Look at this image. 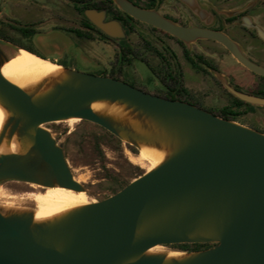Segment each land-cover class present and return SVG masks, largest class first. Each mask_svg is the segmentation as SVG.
<instances>
[{
    "label": "water",
    "instance_id": "water-1",
    "mask_svg": "<svg viewBox=\"0 0 264 264\" xmlns=\"http://www.w3.org/2000/svg\"><path fill=\"white\" fill-rule=\"evenodd\" d=\"M130 16L184 41L222 43L246 68L264 77V66L247 57L239 43L222 31L183 26L156 9L131 0H114ZM202 20L210 16L197 0H181ZM235 11H226L231 16ZM88 16L108 35L118 37L117 22ZM264 40V29L245 24ZM0 43L9 45L0 39ZM0 96L18 116L9 121L33 140L25 156L0 157V181L17 179L46 187L85 191L73 175L64 149L43 125L81 117L120 139L118 130L98 115L97 100L123 101L177 131L182 147L153 171L122 190L92 202L65 220L33 226L28 215L0 212V264H165L161 255H147L157 245L214 243L195 256L171 264H264V133L181 100H170L108 75L66 68L72 78L39 101L1 71ZM237 98L264 107V97L233 87L213 70ZM34 130V134L31 132ZM123 140V139H122ZM150 224L139 233L140 229ZM212 230L216 237L193 235Z\"/></svg>",
    "mask_w": 264,
    "mask_h": 264
},
{
    "label": "flooded vegetation",
    "instance_id": "flooded-vegetation-1",
    "mask_svg": "<svg viewBox=\"0 0 264 264\" xmlns=\"http://www.w3.org/2000/svg\"><path fill=\"white\" fill-rule=\"evenodd\" d=\"M3 1L6 2V6L1 4L0 7V39L8 42L9 45L0 43L1 62L7 60V56L10 59L19 49L24 48L72 70L94 74V72L88 70L94 65L99 67L98 75H108L122 79L145 92L170 100L191 103L222 118H224L222 109L232 103L231 98V101L220 112H216L205 107L202 104V98L189 87L188 82L196 83L201 73L211 74L212 70L220 71V68L212 60L211 57L213 56L211 54L203 52L194 54L190 48L191 46H188L180 38L130 16L114 0ZM131 1L146 9H156L164 16L183 26L195 25L222 31L240 44L247 57L264 66L260 63V61H263L260 59L263 50L259 47L261 46L260 42L264 44V40L255 29L245 25L251 23L264 29V0H197L210 13V16L205 20H202L181 0H174V14L162 10V4L169 3V0ZM226 11H235V13L228 16L225 14ZM88 12L93 13L97 18L103 17L104 23H119L122 35L112 37L106 34L88 16ZM137 24L143 25L149 34H142L141 31L137 30ZM136 31L145 39L143 47H136L131 40L132 33ZM153 32L162 33L174 39L177 44L183 45L182 57H180L175 47L173 50L162 38L154 37ZM35 39L37 43L35 42L34 45ZM152 39L163 43L164 52L156 50V62L151 59V55L154 56L153 48L150 45L153 42ZM28 41L32 43H28ZM206 41L219 44L233 56L222 43L214 39H198L191 45ZM100 46L112 50L115 61L112 60L113 62L107 64L102 59ZM249 47L253 50L247 51ZM82 61L88 63L86 69L81 67L80 62ZM237 62L239 61L237 60ZM239 64L255 77L264 81L263 76L249 70L240 62ZM142 65L151 71L152 78L149 81L143 80L141 77L139 66ZM135 71L139 72L140 84L137 83L134 76ZM118 73H123L125 76L119 77ZM130 74L133 75V81L128 79L131 77ZM228 80L238 90L256 95H258V92H264L263 88L248 90L233 81L232 78L228 77ZM220 83L227 93H231L222 82ZM244 109L242 108L241 111ZM246 109L247 111L250 110ZM171 245L183 249L182 245Z\"/></svg>",
    "mask_w": 264,
    "mask_h": 264
},
{
    "label": "rangeland",
    "instance_id": "rangeland-1",
    "mask_svg": "<svg viewBox=\"0 0 264 264\" xmlns=\"http://www.w3.org/2000/svg\"><path fill=\"white\" fill-rule=\"evenodd\" d=\"M1 4L6 6V2L3 0H0V7ZM162 10L174 14V0H169V3L166 2L162 4ZM136 26V29L141 31L142 34L148 33V30L144 28L143 25L137 24ZM153 35L154 37L158 36L162 38L173 50L175 47L180 57H182V52L184 51L183 45L177 44L174 39L162 33L153 32ZM131 40L138 48L141 46L143 47L145 43V39L137 31L132 33ZM151 41H153L150 45L154 53V56L151 55V59L156 62V50L164 52L163 43L156 42L153 39ZM35 42L37 43L36 39L34 45ZM28 43L32 42L28 41ZM260 45V49L263 50L260 59L264 61V44L260 42ZM190 48L194 54L202 52L211 54V56H213L211 57L212 60L220 68L219 72L227 78H232L233 81L246 89H264V81L255 77L251 72L241 66L239 62L219 44L207 41L198 42L191 45ZM252 50L253 49L250 47L247 48V51ZM100 52L103 56L102 59L107 64L115 61V59H113L114 53L112 50L100 46ZM6 58L8 59L9 56ZM7 61H9V59ZM263 61H260V63L264 64ZM80 64L83 69L87 68L88 63L86 64L82 61ZM98 69L99 67L93 65L88 70L98 75ZM139 69L143 80L149 81L152 78L151 71L147 67L142 65L139 66ZM139 72L135 71L134 76L137 83L140 84ZM118 75L119 77L125 76L123 73H118ZM130 76L131 77L128 78L129 81H133V75L130 74ZM220 82V79L212 70L211 74L201 73L196 83H188L189 87L202 98V104L205 107L220 112V110L231 101V97ZM237 122L264 132V107H253V109L240 115ZM43 126L52 133L58 145L64 149L66 159L72 169L74 178L82 184L88 194L90 202H98L114 195L117 191L122 190L127 183L148 172L147 168L137 165L130 160V155L139 153V148L136 145L120 139L96 123L81 120L79 123L72 126L66 121H55L46 123ZM32 184L35 183L17 179L0 181V207L6 211H36L34 203L30 201V196L35 193H43L46 188L40 186L34 187ZM57 186L58 185L55 187ZM160 246L167 251H180V248H175L172 245Z\"/></svg>",
    "mask_w": 264,
    "mask_h": 264
},
{
    "label": "bare ground",
    "instance_id": "bare-ground-1",
    "mask_svg": "<svg viewBox=\"0 0 264 264\" xmlns=\"http://www.w3.org/2000/svg\"><path fill=\"white\" fill-rule=\"evenodd\" d=\"M7 60L1 64L3 75L28 92L35 101L43 99L59 85L72 78V74L64 66L53 63L24 48L19 49L9 61ZM90 106L98 115L115 126L123 140L139 148V153L130 155V160L147 168L148 172L161 166L183 145V140L177 131L129 103L97 100ZM12 116L18 115L7 106L0 96V157L25 156L33 146L30 136L23 135L19 130L12 133L11 126H9ZM81 120V117H71L60 121H66L73 126ZM31 134H34V130ZM32 186L46 188L45 192L30 196V201L34 203L36 211H6L0 207V212L4 216L28 215L32 218L33 226L50 225L65 220L76 211L92 203L86 191H76L60 186L46 187L42 184L36 185V183ZM149 225H144L139 233L144 232ZM193 236L216 237L212 230H199ZM146 254L163 256L165 264L185 261L195 256L193 253L167 251L160 245L149 249Z\"/></svg>",
    "mask_w": 264,
    "mask_h": 264
},
{
    "label": "trees",
    "instance_id": "trees-1",
    "mask_svg": "<svg viewBox=\"0 0 264 264\" xmlns=\"http://www.w3.org/2000/svg\"><path fill=\"white\" fill-rule=\"evenodd\" d=\"M257 94L264 96V92H258ZM229 95L232 98V103H231V105H227L222 109V115L225 119L238 121V117L240 115H242L243 113L247 112L246 108L253 109V107H255L254 105H251L249 103H246V102L240 100L239 98H237L236 96H234L231 93H229ZM242 108H245V109L241 111ZM129 183H127V185ZM179 245H182L184 250L200 251V250L211 248L216 244H214V243H184V244H179Z\"/></svg>",
    "mask_w": 264,
    "mask_h": 264
}]
</instances>
